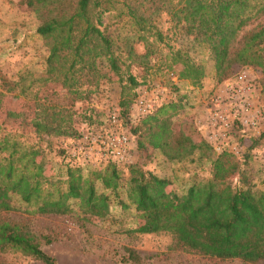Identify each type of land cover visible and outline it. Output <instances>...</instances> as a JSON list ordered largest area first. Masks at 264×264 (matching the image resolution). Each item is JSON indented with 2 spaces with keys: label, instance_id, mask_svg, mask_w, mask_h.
Wrapping results in <instances>:
<instances>
[{
  "label": "trees",
  "instance_id": "trees-1",
  "mask_svg": "<svg viewBox=\"0 0 264 264\" xmlns=\"http://www.w3.org/2000/svg\"><path fill=\"white\" fill-rule=\"evenodd\" d=\"M34 13L36 34L47 48L45 70L35 79L20 76L16 81L0 78V105L5 94H18L33 103L28 126L43 141L49 138L79 141L83 134L74 127V116L82 112L76 104L87 102L109 73L134 90L140 87L130 73L134 58L151 56L149 37L163 43L164 35L155 21L165 13L193 44L205 45L219 81L231 75L232 67H264V23L240 35L242 30L264 18V0H21ZM115 13L117 25L125 19L133 35L109 30L104 17ZM116 25V26H117ZM125 34V35H124ZM143 43L146 53L139 56L134 45ZM170 66L181 64L179 79L199 85L205 77L203 65L194 63L181 49L167 55ZM106 63L108 72L100 68ZM264 72V71H263ZM28 81V83H26ZM56 84L70 97L65 106L38 97L45 84ZM149 89V88H147ZM183 97L170 101L129 127L137 136L147 125L145 139L170 161H182L195 151L209 149L183 134L174 136L166 114H175ZM132 101L119 106L123 125L129 126ZM22 117L23 114H13ZM23 135L8 132L0 124V216L24 212L37 216H66L76 207L82 220L101 226L111 217L112 204L125 213L132 210L134 227L122 225L121 235L169 234L176 246L203 257L244 263L264 262V192L255 191L245 170L227 153L212 162L211 178L192 183L181 194L171 181L160 178L136 163L119 165L109 160L104 168L89 169L59 149L62 175H48L37 162L43 152L20 140ZM262 134L253 139V149ZM146 144L137 138L141 153ZM236 180L233 185L231 180ZM19 252L42 264H58L44 253L30 231L19 224L0 220V253ZM126 261L137 257L127 250ZM125 261V262H126Z\"/></svg>",
  "mask_w": 264,
  "mask_h": 264
},
{
  "label": "rangeland",
  "instance_id": "rangeland-1",
  "mask_svg": "<svg viewBox=\"0 0 264 264\" xmlns=\"http://www.w3.org/2000/svg\"><path fill=\"white\" fill-rule=\"evenodd\" d=\"M114 16L115 13H111L104 17V24L108 29L111 31L118 28L127 35H133L126 20L123 19L117 25L118 20ZM259 23H264V18L245 27L240 35L250 31ZM155 25L163 33L164 40L160 43L156 42L155 38L149 37L148 44L154 51L151 56L134 58L132 63L126 59V55L123 56L124 62L130 63V73L139 83L140 87L136 92L146 90L150 95L153 91H161L162 97L170 95V101H177L183 97L180 109L172 116L171 110L166 114V117H169L168 123L172 134L174 136L183 134L196 143L206 142L210 148L195 151L193 155L182 161H170L161 151L147 146L150 140L145 139V136L149 132V126L142 125L137 136L133 138L129 163L141 165L154 175L168 179L171 181L169 189L181 194L192 183L211 178L212 162L222 153H227L245 170L249 184L254 186L253 189L264 192V140H260L257 146L249 150L253 139L258 138L264 130V67L260 69L235 65L232 67L231 75L219 81L214 62L205 45L193 44L192 38L186 37L165 13L157 18ZM37 26L36 16L21 0H0V78L16 81L20 76H31L35 79L45 70L48 52L44 40L36 34ZM134 48L139 56L146 53L143 43L134 45ZM178 49L187 54L194 63L203 65L205 77L199 85L179 79L181 64L170 66L171 60L167 55L170 51ZM99 64L101 70L107 73L106 63L100 61ZM242 71L247 73L253 84L251 106L256 125L243 127L235 123L229 134V145L232 149H214L206 139L208 134L206 117L207 112L212 109L211 98L213 95L222 94L227 87L233 85ZM171 74L174 76L172 77ZM108 76L109 80L100 84L87 102L75 106L82 112L74 116V127L83 135L98 131L108 132L109 129L111 131L109 116L113 114L118 116L116 127L128 133L130 126L138 125V121L145 118L134 107L132 98L135 91L130 90L125 82L120 83L112 73ZM38 97L47 98L60 106L67 105L71 99L64 90L53 83L42 86ZM123 99L132 101L128 112L129 126L123 125V120L120 118L123 110L119 103ZM33 111V103L29 99L18 94H5L0 105V124L8 132L17 131L22 134L20 140L25 144L40 148L43 152L37 157V162L44 172L48 175L54 174L58 178L62 175L59 149H67L73 153L82 145L79 143L80 140L71 141L62 138H49L43 141L32 134L28 123ZM13 114H23V116L14 117ZM138 137H141L146 144L141 153L137 149ZM97 159L98 156L91 153L88 163L84 164L91 170L104 168L107 162ZM231 181L233 185L236 183L234 179ZM112 205L111 217L101 226L82 220L76 207L66 216H37L14 212L1 214L0 220L19 224L30 231L35 236L40 249L53 257L58 264H251L239 260L221 261L186 251L177 247L169 234H117L115 230L120 225L125 229L135 226L133 211L123 213L117 204ZM127 250L134 253L137 257L136 262L126 261L129 257ZM0 264L42 263L24 257L19 252L9 251L0 253ZM254 264H264V262Z\"/></svg>",
  "mask_w": 264,
  "mask_h": 264
},
{
  "label": "built area",
  "instance_id": "built-area-1",
  "mask_svg": "<svg viewBox=\"0 0 264 264\" xmlns=\"http://www.w3.org/2000/svg\"><path fill=\"white\" fill-rule=\"evenodd\" d=\"M173 77L174 75L171 74ZM253 84L247 73L242 71L238 74L236 82L227 87L222 94L213 95L210 106L212 109L207 112L206 125L208 127L207 142L214 149H232L229 145V134L235 123L243 127L256 125L255 115L252 113L251 97ZM162 97V92L153 91L148 94L146 90L137 92L134 107L141 116H146L163 104L169 103L171 99ZM173 98V97H171ZM109 124L112 128L108 132L98 131L84 134L80 139V149L70 153L82 163H88L91 153L98 156V161L112 160L119 165L129 162L130 153L133 148V138L117 126L118 116H109ZM112 126H115L114 128ZM234 149V148H233Z\"/></svg>",
  "mask_w": 264,
  "mask_h": 264
}]
</instances>
